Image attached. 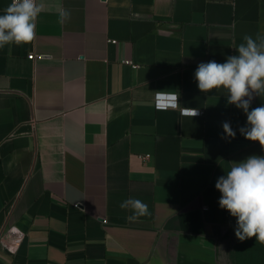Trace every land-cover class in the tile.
<instances>
[{"label":"crops","instance_id":"0c3cea01","mask_svg":"<svg viewBox=\"0 0 264 264\" xmlns=\"http://www.w3.org/2000/svg\"><path fill=\"white\" fill-rule=\"evenodd\" d=\"M38 3L34 39L0 48V236L15 247L0 264H227L236 218L215 184L264 148L195 70L264 36V0ZM157 91L201 114L156 109ZM130 197L149 214L128 220Z\"/></svg>","mask_w":264,"mask_h":264},{"label":"clouds","instance_id":"9594fccd","mask_svg":"<svg viewBox=\"0 0 264 264\" xmlns=\"http://www.w3.org/2000/svg\"><path fill=\"white\" fill-rule=\"evenodd\" d=\"M42 8L38 0H12L0 15V48L32 41ZM70 15L69 11L61 9L59 22L64 23ZM243 39L245 43L236 49L238 54L228 56L224 63L201 62L195 70V79L201 92L224 88L228 104L242 109L247 116V126L239 131L264 148V105L249 110L253 94L264 95V36L253 39L245 35ZM169 101L172 108L180 105L179 95L171 94ZM181 113L192 118L200 114L199 109L190 107L183 108ZM222 127L226 137H235L230 122L225 121ZM215 188L221 193L219 206L237 219V239L255 237L264 243V156L251 155L233 162L230 171L217 179ZM119 207L131 209L133 214L127 217L130 221L149 214L148 205L136 198L122 201Z\"/></svg>","mask_w":264,"mask_h":264},{"label":"rangeland","instance_id":"374dc122","mask_svg":"<svg viewBox=\"0 0 264 264\" xmlns=\"http://www.w3.org/2000/svg\"><path fill=\"white\" fill-rule=\"evenodd\" d=\"M237 219L229 228L226 238L228 249L224 260L227 264H264V243L255 237L240 241L235 236Z\"/></svg>","mask_w":264,"mask_h":264},{"label":"built area","instance_id":"2783aa9c","mask_svg":"<svg viewBox=\"0 0 264 264\" xmlns=\"http://www.w3.org/2000/svg\"><path fill=\"white\" fill-rule=\"evenodd\" d=\"M100 1L106 2L107 0H100ZM11 2H12V0H11ZM111 41L112 42H115L114 40H111ZM27 57L30 58V59H33V58L38 57V56H36L35 54L31 53V54H28ZM122 62L127 63V64H133L130 60H122ZM133 66H135V65H133ZM171 94H176V93L157 91L154 94V99H153L155 108L156 109L172 108L170 106V101H169V96ZM176 109H178L179 112H180V114L182 115L181 110L183 108H181L180 106H178V107H176ZM199 112L201 114V110H199ZM18 238H19V236L18 235H15V239L18 240ZM6 240H7L6 239V236L5 237L4 236H0V244L3 247H5L7 250L13 251L15 249V247H12L10 244L8 245L7 242H6Z\"/></svg>","mask_w":264,"mask_h":264}]
</instances>
